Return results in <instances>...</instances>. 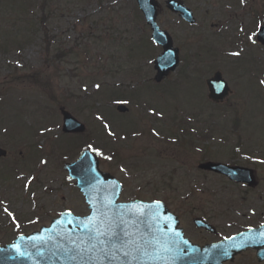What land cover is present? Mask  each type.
I'll use <instances>...</instances> for the list:
<instances>
[{
	"label": "rangeland",
	"instance_id": "obj_1",
	"mask_svg": "<svg viewBox=\"0 0 264 264\" xmlns=\"http://www.w3.org/2000/svg\"><path fill=\"white\" fill-rule=\"evenodd\" d=\"M4 1L0 4L1 16L11 19L0 17V39L4 34L9 43L6 50L0 49V146L9 155L0 159V171L15 167L16 161L17 168L24 167L21 171L25 175L17 180L11 177V182L0 176V191L5 194L4 206L18 220L39 219L38 229L64 210L88 213L83 196L67 178L62 163L75 161L90 144L104 152L117 150L115 161L123 162L103 159L100 168L126 186L125 197L138 193L144 199H164L184 221L187 216H198L197 204L206 201L189 198L182 202L181 198L190 196L187 191L192 187L240 186L206 175L198 169L202 162L253 168L264 186V84L260 83L264 80L260 73L264 53L256 46H220L235 49L242 56L204 54L202 66L196 65L198 24L214 30L211 17L197 10L200 3H190L198 21L194 26L166 9L158 12V24L180 48L181 63L176 72L156 84L153 59L162 49L140 39L139 34L150 37V31L141 16L131 13V0H47L44 14L50 18L44 20L46 27L38 22L43 17L39 9L42 0H18L26 7L16 6L17 0ZM109 5L118 9L112 8L106 15L102 7ZM252 55L258 56V62L250 67ZM217 70L223 72L233 91L220 106L207 98L205 85V79ZM96 84L105 88L96 89ZM114 85L124 91L114 94ZM111 98L127 99L121 103L129 111L119 114ZM61 107L85 124L83 134L70 138L62 134ZM100 115L114 119L108 122L116 136L105 132V145L100 136L103 121L97 119ZM182 129L193 133L185 135ZM174 137L180 139L174 141ZM42 160L47 163L42 164ZM241 196L248 197L245 206L225 200V208L218 204L224 208L218 217L228 219L231 214L244 225L245 220L239 221L227 207L235 204L243 210L263 205L252 194ZM3 217L0 214V220Z\"/></svg>",
	"mask_w": 264,
	"mask_h": 264
},
{
	"label": "flooded vegetation",
	"instance_id": "obj_2",
	"mask_svg": "<svg viewBox=\"0 0 264 264\" xmlns=\"http://www.w3.org/2000/svg\"><path fill=\"white\" fill-rule=\"evenodd\" d=\"M187 6L191 2L200 3L197 10L206 18L212 19L211 27L213 31H208L204 26L199 24V29L196 34V46H262L257 42V35L261 27H264V0H182ZM136 2V1H135ZM158 12L167 10L168 13L173 14L166 7V0H155ZM164 4V5H163ZM191 7V6H190ZM192 8V7H191ZM175 15V14H173ZM213 20H216L215 22ZM231 28V31H230ZM236 29V30H235ZM228 33V35L226 33ZM236 32V33H234ZM251 37V39H249ZM225 38V39H224ZM258 179V186L250 187L245 184H236L227 181L229 184L240 185L239 187H216V186H198L192 187L187 191L190 196L181 198L182 202L190 199H205L206 201L197 204L196 208L200 212L198 216L182 219L179 216L180 227L183 231V238L190 244L184 243H171L177 235H171L172 238L167 236H155L151 234L153 230L148 227L141 228L140 234H131L124 239L128 242L124 251H132L136 248L145 249L148 257L154 253H163V256L180 257L183 259H191L194 264H264L257 257V249L255 247H242L235 246L234 250L237 253H232L231 248L223 245L227 238L234 234L247 231L249 229H256L264 224V186H261L262 179ZM142 190L144 188H138ZM229 189L231 192H229ZM237 190L232 192V190ZM239 191H241L239 193ZM136 193L135 195H137ZM201 195V197H193L191 195ZM245 194H252L253 198H258L263 202V205L254 208L248 206L246 209H239L238 205H229L227 208L234 211V215L240 220H245V224H238L234 216L230 214V218L223 219L218 217V214L224 212L225 200L238 201L240 206L246 205L247 196ZM134 195V196H135ZM153 196V195H150ZM137 198H122L123 201H130ZM144 199V198H142ZM189 199V200H190ZM153 201L154 198L144 199ZM222 203L223 207L218 206ZM220 211V212H219ZM174 212V211H173ZM227 213V211L225 210ZM196 218L204 219L207 225H197ZM242 220V221H243ZM191 221V225H187ZM224 222V226L222 225ZM144 224V223H143ZM149 225L150 223L147 222ZM37 244L25 243L22 245L25 252H29L35 261V264H40L38 260L49 253L48 248L50 242L64 241L71 239L69 236H34ZM43 237V239H41ZM17 238V235H0V244H10ZM32 236H25V239H30ZM164 241L161 242L160 240ZM158 240L160 243L155 242ZM169 244L171 251H159L163 244ZM110 247V246H109ZM264 248V247H263ZM100 256H109V264H128L129 259L121 252L115 250H104L100 248ZM145 255V254H138ZM227 258V259H224ZM106 261V260H105Z\"/></svg>",
	"mask_w": 264,
	"mask_h": 264
},
{
	"label": "water",
	"instance_id": "obj_3",
	"mask_svg": "<svg viewBox=\"0 0 264 264\" xmlns=\"http://www.w3.org/2000/svg\"><path fill=\"white\" fill-rule=\"evenodd\" d=\"M139 6L144 12L147 22L152 26L153 39L157 43L162 44L164 47V53L160 55L155 61L156 68L158 70L156 80L160 81L162 77L165 76L169 71L175 69L178 62V50L172 48V43L169 35L166 32L160 31L159 27L156 25V9L154 3L151 0H139ZM178 9L182 11L183 17L186 20L190 21L191 23L194 22L191 13L185 7ZM207 84L209 88L208 97L214 102H221L225 97L228 96L230 89L219 72H217L211 79L207 80ZM118 110L124 112L126 111V107L121 105L118 107ZM62 113L64 116V132L81 133L84 131V125L76 121L70 113L64 110H62ZM2 153L4 154L5 152L3 151ZM65 168L70 171V175L72 178L78 179L76 184L86 197V202L90 205L91 213L94 208L100 209L102 205H107L108 218L115 220L117 223V220L121 218L119 214L121 208L113 204L108 205L107 203H105L104 198L106 197V195L111 196L112 194L114 197L113 200H115L120 193L121 185L111 175L102 173L98 170V160L93 155V153L90 151H84L81 154L80 159L76 163L65 165ZM200 168L226 174L232 177L235 181H253V171L246 168L230 167L222 163L214 162H206L204 164H201ZM106 188L107 190L112 189V193H110V191H105ZM117 208H119L120 210ZM89 216L81 218L75 217L69 212H65L59 217V220H74L77 221V223L74 224V227H83L84 224L80 223L79 220L87 219ZM42 231V233L45 234L53 233L54 224H52L51 228L43 229ZM74 234H84V232H74Z\"/></svg>",
	"mask_w": 264,
	"mask_h": 264
},
{
	"label": "snow or ice",
	"instance_id": "obj_4",
	"mask_svg": "<svg viewBox=\"0 0 264 264\" xmlns=\"http://www.w3.org/2000/svg\"><path fill=\"white\" fill-rule=\"evenodd\" d=\"M243 2V0H242ZM251 39V37H249ZM230 55L233 56H238L240 55L239 52H233L230 53ZM167 62V61H165ZM261 84H264V80L260 82ZM97 88L100 87L99 84L96 85ZM97 119H103V117H97ZM106 129L109 128V125L105 124L104 125ZM109 135H115L109 130ZM158 135V133H157ZM88 148L95 152L97 155H103L101 150L99 148H93V146L90 144L88 145ZM107 159H111V157H107ZM42 164L47 163V161H41ZM123 171V169H122ZM34 179V178H32ZM25 187H28L26 184ZM3 203V202H0ZM114 202L112 200H109L107 202L108 205L113 204ZM157 205L160 204V201H155ZM130 209V214L135 215V214H140L143 215L144 213L141 211L140 207L137 206L135 202H133L131 205L128 206ZM3 211L9 216L13 218V222L16 224V227L19 228V224L15 221V217L11 211L7 207H4ZM70 212V210H68ZM63 215V214H61ZM88 223L84 224V228L87 229V234L88 238L90 241H95L96 243L92 244V248L96 247V244L98 243L99 245L102 246V249L104 250H115L118 252H121L123 256L125 257H131L132 261H136L138 259V254H147L145 249L141 248H136L133 249L132 251H124V248L127 245V241L124 239L125 237L128 236V233L125 231H118L117 229L120 228V225L124 224L125 222L121 219L119 223H116L115 220L108 218L107 216V205H102L100 209L94 208L91 215L87 218ZM99 225V226H97ZM178 235V234H177ZM264 235V233H262ZM31 240H35V237L30 238ZM43 239V237H41ZM227 239H232L231 237ZM159 244L160 242L157 241ZM171 243H174L171 242ZM110 246V247H109ZM239 247L240 245H236ZM13 249L17 251V254L19 255H24V253L20 252V245L19 244H12L11 246ZM159 251L163 252H169L171 251V247L169 244H163L160 246Z\"/></svg>",
	"mask_w": 264,
	"mask_h": 264
},
{
	"label": "trees",
	"instance_id": "obj_5",
	"mask_svg": "<svg viewBox=\"0 0 264 264\" xmlns=\"http://www.w3.org/2000/svg\"><path fill=\"white\" fill-rule=\"evenodd\" d=\"M122 91H114V93L116 94H120Z\"/></svg>",
	"mask_w": 264,
	"mask_h": 264
}]
</instances>
